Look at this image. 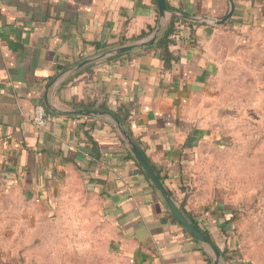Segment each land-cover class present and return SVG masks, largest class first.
<instances>
[{
	"label": "crops",
	"instance_id": "0c3cea01",
	"mask_svg": "<svg viewBox=\"0 0 264 264\" xmlns=\"http://www.w3.org/2000/svg\"><path fill=\"white\" fill-rule=\"evenodd\" d=\"M165 1L171 16L184 19L167 65L156 42L171 16L152 45L100 57L153 32L156 0H0V190L19 191L47 211L40 221L48 229L22 247L39 264H72L61 243L44 240L60 232L71 250L82 248L74 264H209L211 258L170 217L129 156L119 123L108 113H74L80 106L126 109L131 139L223 252V264H253L235 231L238 207L246 203L239 204L213 162L221 152L230 156L235 120L245 111L253 108L264 123V0ZM244 92L254 96L242 99ZM37 104L53 117L44 127L33 122ZM60 205L69 206L67 215ZM59 220L70 230L55 229Z\"/></svg>",
	"mask_w": 264,
	"mask_h": 264
},
{
	"label": "rangeland",
	"instance_id": "374dc122",
	"mask_svg": "<svg viewBox=\"0 0 264 264\" xmlns=\"http://www.w3.org/2000/svg\"><path fill=\"white\" fill-rule=\"evenodd\" d=\"M245 94L244 92L240 97L243 99L254 96L251 93ZM258 101L259 98L257 103ZM245 112L246 117L235 120L236 141L233 142V150L230 147V156L225 152L219 153L217 158L215 156L213 165H218L222 170V178L235 187L239 204L248 203L238 207L235 217L237 246L253 264H264V123L258 124L261 117L253 108ZM248 135L253 138L251 145L247 141ZM249 146L251 152L248 150ZM25 197L19 191L4 194L0 190V264H39L37 255L24 253L22 247L40 240L35 238L36 231L48 229L49 222L40 221V215L47 211L37 204L29 203ZM58 208L67 215L68 205H60ZM55 229L70 230V223L59 220ZM44 240L50 247L61 243V254L65 256L66 262H80L77 257L83 255L82 248L79 247L80 253L71 250L70 239L66 235L60 232L59 236ZM50 247L47 249H51ZM63 249L65 252L62 253ZM67 257H71V261Z\"/></svg>",
	"mask_w": 264,
	"mask_h": 264
},
{
	"label": "water",
	"instance_id": "95a60500",
	"mask_svg": "<svg viewBox=\"0 0 264 264\" xmlns=\"http://www.w3.org/2000/svg\"><path fill=\"white\" fill-rule=\"evenodd\" d=\"M156 2H157L159 20H158L156 28L153 30V32L148 37L137 40L132 43H127V44L119 45L117 47L108 49L104 51L103 53H101L100 57H106L109 55L125 53L134 48L144 47V46L152 45L153 43H155L160 32L165 27L167 19L171 15L174 14L172 11H170L167 8L165 0H156ZM229 16H230V12H228L227 15L220 21L215 20L214 22L221 23L225 21ZM193 20L197 21L198 19L194 18ZM88 61L89 60L82 61L81 63L78 64V67H81L83 64L87 63ZM73 112L77 114L95 115V116H102L105 114L104 111H99L95 109H76ZM121 130H122L125 140L128 143L129 149L134 159L136 160L138 165L142 168L143 172L146 174V176L148 177L153 187L159 192L165 205L167 206L168 210L173 215L175 220L191 235V237L195 241L205 245L209 249V253L212 258L213 264H223L222 257H221V251L219 250L217 245L192 220H190L187 217L184 211L171 197V195L169 194V192L163 185L161 179L158 177L155 170L150 165V163L147 161V159L142 154L140 149L137 147L135 142L131 139L130 135L124 129L121 128Z\"/></svg>",
	"mask_w": 264,
	"mask_h": 264
},
{
	"label": "trees",
	"instance_id": "16d2710c",
	"mask_svg": "<svg viewBox=\"0 0 264 264\" xmlns=\"http://www.w3.org/2000/svg\"><path fill=\"white\" fill-rule=\"evenodd\" d=\"M184 22V19L178 17V16H171L168 24L156 42V48L159 50V57L163 60L164 64L167 65L168 62L173 58V55H171V52L169 51V45L173 41V37L176 35L177 32V23ZM79 108L84 109H95L99 111H104L105 113H108L116 122L119 123L122 129H124L127 133V124H128V112L126 109H117L115 111L107 109L105 106H99V107H92V106H80ZM129 134V133H128ZM129 156L132 157V154L129 152ZM140 171L143 172L142 168L137 164ZM159 177V176H158ZM182 208V206H181ZM174 219V217L171 215ZM222 262L224 263L225 257L223 252H221ZM211 258L208 257V263L212 264Z\"/></svg>",
	"mask_w": 264,
	"mask_h": 264
},
{
	"label": "built area",
	"instance_id": "2783aa9c",
	"mask_svg": "<svg viewBox=\"0 0 264 264\" xmlns=\"http://www.w3.org/2000/svg\"><path fill=\"white\" fill-rule=\"evenodd\" d=\"M53 117L47 113L44 107L40 104H37L34 108L33 112V122L37 127H44L50 121H52Z\"/></svg>",
	"mask_w": 264,
	"mask_h": 264
}]
</instances>
